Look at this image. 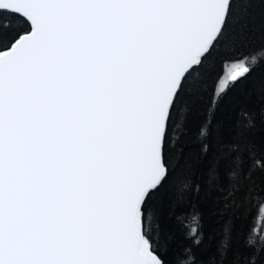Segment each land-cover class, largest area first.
I'll return each mask as SVG.
<instances>
[{"label": "snow or ice", "instance_id": "obj_1", "mask_svg": "<svg viewBox=\"0 0 264 264\" xmlns=\"http://www.w3.org/2000/svg\"><path fill=\"white\" fill-rule=\"evenodd\" d=\"M255 2L0 0V264H165L175 114L198 84L214 115L260 66L221 56Z\"/></svg>", "mask_w": 264, "mask_h": 264}, {"label": "trees", "instance_id": "obj_2", "mask_svg": "<svg viewBox=\"0 0 264 264\" xmlns=\"http://www.w3.org/2000/svg\"><path fill=\"white\" fill-rule=\"evenodd\" d=\"M226 40L221 56L247 55L260 66L214 115L200 100L198 84L194 103L181 104L175 114L169 142L174 171L153 201L156 214L148 226L165 264H264V174L253 168L264 157V5L237 6ZM227 66L217 59L204 72L212 80Z\"/></svg>", "mask_w": 264, "mask_h": 264}]
</instances>
